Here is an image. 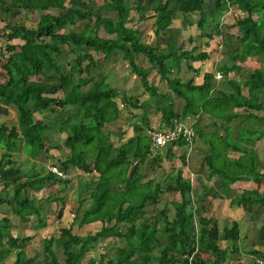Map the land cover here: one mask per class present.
Here are the masks:
<instances>
[{
	"label": "trees",
	"instance_id": "1",
	"mask_svg": "<svg viewBox=\"0 0 264 264\" xmlns=\"http://www.w3.org/2000/svg\"><path fill=\"white\" fill-rule=\"evenodd\" d=\"M233 7L241 16L227 23L228 30L219 28V19ZM20 10L35 12L38 18L0 25L4 57L0 59V113L7 114L9 106L18 111L17 124L0 121V178L6 189L0 194V206L8 205L20 222L36 220L34 230L46 227L51 211L47 205L65 203V197L31 193L70 180L71 167L82 172L77 175L80 205L77 211H69L71 224H63L58 235L43 237L42 251L31 255L27 247L32 234H15L13 229L19 226L12 216L0 213V264H6L4 259L12 252L17 256L12 264H81L99 244L100 259L92 255L87 264H235L232 256L240 252L241 224L232 219L216 237L204 198L213 190L222 198L230 197L237 181L264 183L254 147L264 138V68L250 70L243 81L230 78L231 88L219 85L231 72L246 69L248 58L264 60V0H104L101 5L97 0H0L2 20ZM132 10L142 22L152 19L157 38H169L166 49L159 42H144L142 28L128 25ZM177 11L198 14L197 34L206 38L207 48L216 40L225 56L214 71L204 72L200 83L170 75L184 65L200 75L193 63L209 58L208 49L200 50L193 36L182 38V31L174 26ZM78 23L82 27L73 28ZM101 29L106 35H100ZM115 56L127 62L148 99L127 95L107 82V75L99 71L100 59ZM141 58L147 64H141ZM152 67L171 91L162 92L150 78ZM172 92L185 102L181 112L174 108ZM152 102L161 114L159 128H153L147 118ZM125 106L141 109L144 124L121 141L124 133L109 126L120 121ZM201 112L216 121L191 125L190 117ZM238 118L245 124L234 136L233 122ZM176 121L193 127L197 133L193 141L199 137L207 144L204 160L215 182L204 185L203 193L184 175L190 141L181 138L157 151L150 148L149 130H167ZM56 132L65 134L69 152L59 158L47 156L57 158L51 164L62 175L38 160L32 170L17 163L13 154L20 149L36 159L51 147L61 148L51 144ZM175 146L183 150L178 156L182 166L172 167L166 177H146L142 168L149 158L155 169L165 158L179 159ZM164 193H179L180 199L171 200L172 207L159 206ZM87 200L90 203L83 205ZM245 201L264 204V190L253 187L230 198L232 205ZM64 212L65 206L56 211L58 218ZM94 222L100 223L99 229L74 232L76 223L82 227ZM220 239L233 244L222 247ZM110 242H117L112 256L104 250ZM200 249L214 257H204ZM249 252L264 258L259 248Z\"/></svg>",
	"mask_w": 264,
	"mask_h": 264
},
{
	"label": "rangeland",
	"instance_id": "2",
	"mask_svg": "<svg viewBox=\"0 0 264 264\" xmlns=\"http://www.w3.org/2000/svg\"><path fill=\"white\" fill-rule=\"evenodd\" d=\"M98 3L101 5L104 0H97ZM214 1V0H212ZM236 7L231 8L224 16H221L219 19V28H224L225 30L229 29V26L227 23H233L238 17L241 16V12L239 10H236ZM15 11L14 15H11L9 18L7 17L5 20H2L1 17L5 14L0 13V25H4L8 20L12 21L13 23L17 20L25 21L26 23H31L32 21H36L38 16L35 12H25L24 10ZM131 21L128 25L133 27H141L142 30H146L145 37L148 36V31L152 26V19H147L146 21H140L138 19V15L135 10H132L131 12ZM199 18V15L194 13L190 14V16H186L183 13L177 11L175 14V20H174V26L176 28H179L182 31V38L187 39L190 33L197 34L198 27L196 20ZM83 24L78 23L77 26H73V28L80 29ZM195 32V33H194ZM100 35H106L105 31L101 29L99 31ZM153 35V34H152ZM151 36V35H150ZM144 39V38H143ZM153 40V39H152ZM1 41V40H0ZM192 44L187 43V48H191ZM74 55V54H73ZM103 56V55H102ZM2 54L0 52V59H2ZM4 58V57H3ZM101 63L99 67V71H103V73H110V82L112 85H122L123 88L128 87L131 88L134 93H142V96H144V89L141 87L139 80L135 74H128L127 71V62L120 57H113L110 59H104L101 58ZM141 64H147V61L144 58H141L139 60ZM247 68L240 70L241 76L244 78L247 76L248 72L256 67L264 68V60H260L257 57H250L246 61ZM195 64V62H194ZM199 65V68L201 70L200 74L203 73L204 69H208L209 62H196V66ZM194 73V72H193ZM204 74V73H203ZM124 77H126L124 79ZM150 78L155 82L158 83L159 76L158 73L154 70L152 67ZM2 80V77L0 76V81ZM197 82V81H196ZM198 83V82H197ZM200 83V82H199ZM137 95V94H136ZM127 110V109H125ZM147 114V113H146ZM6 120L9 125L17 124L18 123V111L15 107L9 106V112L7 114L0 113V121ZM124 137L127 138L128 135L124 133ZM51 144H60L61 148H53L49 150L48 153L44 152L40 154V156L36 159L31 158L28 156L22 149L20 151H16L13 155L14 158L17 159V163L21 164V166L25 170H32L37 162H43L46 166L53 167L52 162H55L57 158L50 159L47 155L53 154L56 157H63L66 153L69 152V148H67L64 145V139L65 134L64 133H53L51 135ZM122 141V140H121ZM255 149L257 150L259 157H260V163L262 165V168L264 169V141L258 142L255 144ZM182 149V148H180ZM193 150V149H192ZM182 151L177 150L176 151V157H178ZM194 154H196V150L194 151ZM236 154V153H234ZM237 155V154H236ZM202 156H204V152H202ZM234 156V155H231ZM199 160L194 162L190 159L187 152V162L183 166L184 169V175L191 179L193 182V185L200 189V193L204 192V185H213L215 182V177L210 175V168L206 164L204 158L201 157V155H198ZM179 159H167L165 158L162 162V166L158 168H153L151 165L150 158L147 160L145 165L142 168V171L146 174V177L150 176H165L168 174V172L172 171V167L174 166H182V162L180 157ZM202 158V159H201ZM78 169L71 167L70 171L67 172V177H70V180H66L64 182L55 183L53 185H49L45 189H43L41 192H37L36 194L33 192L31 195H37L38 197H42V195L46 196L50 193H58L65 197V203L61 202L60 204L56 203H49L47 205L48 209H51L50 213L48 214L49 220L48 225L44 228L40 229H32L33 224H35L36 220H33L29 223L20 222L18 217H15L13 215L12 209L8 205H2L0 206V213L8 214L12 216L13 222L15 225L19 226L15 227L13 229L15 234L20 233L22 235V232H25L27 234H32V240L29 242L27 247V253L29 255L35 254L36 252L39 253L43 249L42 239L43 237H50L52 234L58 235L59 229L63 224L70 225L72 222V216L73 214H69V211L75 212L78 210L80 201H79V175ZM82 173V172H81ZM233 188H235V193L232 192L230 194V197L222 198L220 194H216L213 190V193H211L208 196H205V204L207 209V214L209 216H213V228L215 230V236L218 237L220 233L223 230V227L226 223L230 222L232 219H237L241 224V240L238 241V245L240 246V252L238 254H234L233 257L235 259V264H252L253 260L257 257H261L256 254H252L249 252L251 249L259 248L262 251H264V204L259 203H248L247 201L243 202L242 204H237V202L232 205L230 203L231 197H237L240 195L244 190L251 189L257 187L260 191L264 190V183L256 184L252 181H237L233 185ZM5 185L3 184L1 178H0V194L6 193L5 191ZM10 193H13V188H10ZM173 199H180L179 193H164L160 197L159 206H162L163 204L167 203L168 207H172L170 202ZM90 203V200H87L84 202L83 205H88ZM65 206V212L63 217L60 219L58 218L56 211H58L61 207ZM172 210V208H171ZM68 211V213H67ZM74 232L85 234L93 232L100 228L99 222H94L91 224L84 225L82 227L78 226L77 223L74 225ZM22 229V230H21ZM222 247H228L229 245L233 244V242H230L228 245L225 240L220 239ZM235 243V242H234ZM3 245L2 242H0V247ZM117 245V242H110L104 250H106L110 256H112L113 249ZM103 251V247L99 244L95 252L88 254L81 264H87L89 261V257L92 255L98 260L100 259V254ZM200 254L204 257H208L210 252H207L204 249H200ZM230 254V253H229ZM62 256V254L60 253ZM226 257V254H224ZM17 256L13 252L9 254L4 261L6 264H12L16 260ZM99 264V263H97Z\"/></svg>",
	"mask_w": 264,
	"mask_h": 264
},
{
	"label": "crops",
	"instance_id": "3",
	"mask_svg": "<svg viewBox=\"0 0 264 264\" xmlns=\"http://www.w3.org/2000/svg\"><path fill=\"white\" fill-rule=\"evenodd\" d=\"M146 32L147 31L144 30L142 32V36H141V38L144 42H150V43H154V44L159 42L161 49H166L169 46V38L168 37L160 36L159 38H157L155 36L153 28H151V32L149 29V31H148L149 33H148L147 37L144 36V35H147ZM189 36L194 37L196 44H198L200 46V50L201 49H205V50L208 49L207 51L209 52V58L203 62H209V65H208V69H204V70L214 71L216 69L217 65L222 63L225 60V56L220 51L221 46L218 45V48H217V41L216 40H211L210 46L207 48V46L205 44L206 38H202L198 34L196 35L193 33H190ZM193 65L195 68H199V65L196 66V62H195V64L193 63ZM153 68L156 71V68L155 67H153ZM127 71H128L129 75L132 74L128 69H127ZM193 72L194 71L192 69H190L188 66L184 65L181 69H178V68L173 69V71L170 73V75L173 77L178 76L183 80L195 78V80L198 83L201 82L203 80V75H204L203 73L205 71L203 73H201L200 75H198V74L196 75V73L195 72L193 73ZM105 74L107 75V82H109V84L112 85V83L110 82V73L105 72ZM240 76H241V73L238 70L231 72L226 80L225 79L219 80V85L222 87L224 86L227 88H231L230 84L228 82V80L230 78H237L238 80L243 81L248 76V74L245 78L243 76L240 78ZM125 78L126 77H124V79ZM157 84L159 85V89L162 92L171 91L164 81L159 79ZM122 85H112V86H115L116 88H118L121 91H124L127 95H130V96L137 94V96L140 98V100L148 99L149 94L145 90L143 91L144 96H142V93H134V91L131 88H128V87L123 88ZM172 96L174 98L175 110L177 112H181V110L184 106V103H185L184 100L182 98L178 97L173 92H172ZM123 109L124 110H123V114H122L120 121H116L115 123L110 124L109 127L112 128L117 133H126L128 135L127 138H129L131 136H134L137 133V131L144 124L143 118L141 117L142 110L137 109V108L130 109L126 106ZM125 109H127V110H125ZM147 118H149V122L153 126V128L161 127V123H162L161 114L158 113V111L156 109V104L153 102L149 103L148 110H147ZM188 121H191V123H190L191 125H193V124L208 125V124H211L213 121H216V118H214L211 115H208L207 113L201 112L200 114H198L196 116H191ZM243 124H245V120L243 118H238L233 122V134H234V136L238 135L239 127L242 126ZM220 132L224 133V128H221ZM127 138L124 137L122 139V141L126 140ZM262 141H264V138L262 140H260L259 143ZM206 147H207V144L202 139H200L198 137L192 143H190V145L188 147V151H187L188 156L190 157L191 160L196 162L200 158V157H198V155H201V157L204 158V156H202V152H203L204 148H206ZM177 150H180L183 152V150L180 149L179 146H175L174 151L176 152ZM195 150H196V154H194ZM232 192H234V193L236 192L235 188H232L231 193ZM226 256H227V254H226ZM213 257L214 256L210 253L207 258H213Z\"/></svg>",
	"mask_w": 264,
	"mask_h": 264
},
{
	"label": "built area",
	"instance_id": "4",
	"mask_svg": "<svg viewBox=\"0 0 264 264\" xmlns=\"http://www.w3.org/2000/svg\"><path fill=\"white\" fill-rule=\"evenodd\" d=\"M216 76L221 78L222 75L220 72H217ZM150 148L153 151H157L158 149H162L168 146L173 141L179 140L181 138H185L190 143L193 142V139L197 136V133L193 129L192 126L188 125L184 121H176L171 128L167 130H150ZM51 170L57 172L58 174H63V172L59 171L56 166L50 167ZM256 264H264V258L257 257L255 258Z\"/></svg>",
	"mask_w": 264,
	"mask_h": 264
}]
</instances>
